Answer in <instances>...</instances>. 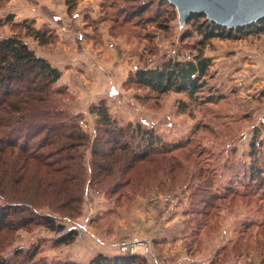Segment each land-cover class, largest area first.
Listing matches in <instances>:
<instances>
[{"label":"rangeland","instance_id":"374dc122","mask_svg":"<svg viewBox=\"0 0 264 264\" xmlns=\"http://www.w3.org/2000/svg\"><path fill=\"white\" fill-rule=\"evenodd\" d=\"M19 1L23 6L19 15L17 11L8 8V3H0V19L5 20L11 15L15 23L29 19L36 24L37 20L28 17L23 11L31 14L35 11L42 15L43 7L38 8L31 0ZM81 1L74 13H80L86 27L93 30L91 37L86 36V41L87 44L89 39L94 41L85 49L89 52L94 50L89 68L95 71L89 79L76 73L63 77L65 71H62L55 86L66 88L64 104L81 115L82 126L93 135L98 115L90 109L104 99L110 113L120 122H141L147 127L153 126L165 140L182 141L185 147L173 153L176 155L173 162L177 166L172 175H164V172L144 174L141 187L130 197L116 200L117 195L108 197L103 191L90 186L86 191L81 214L72 219L62 217L47 207L39 208L41 213H52L58 223L65 225L67 231L57 233L42 225L5 231L0 235V257L12 258L18 250H36L37 257L49 261L70 259L88 263L97 254H104L110 257L136 255L145 259L144 264H155L153 250L167 252L170 247L166 244L158 245L161 242L159 239L152 244L154 235L147 232L149 223L154 228L170 229L180 236L175 237L178 240L177 248L174 246V261L179 260V264H191L192 261L209 264L217 250H221L219 264L233 260H251V264H264V159L260 157L255 163L263 169L255 180L250 179L251 165L248 164L250 141L256 127L259 131L256 142L258 139L264 141V33L239 40L211 39L204 53L213 61L208 82L213 88L215 99L195 104L185 93L169 92L156 97L149 89L130 80V76L139 67L158 66L170 57L184 58L186 52L195 51L193 42L196 37H182L190 25L183 23L176 11L175 14L171 7L163 6L161 14L151 17L154 21H148L146 15L159 12L158 5H152L143 18L137 16L125 23L117 10L123 4L131 5V2L105 0L106 7H109L105 9L106 15L114 19H118L119 15L118 20L125 23L111 31L108 23L99 22L97 25L89 21L100 16L99 5L102 0L97 2V12L93 15L88 11H79ZM58 8L60 12L61 9L67 10L71 17L75 15L68 11L65 0ZM87 15L91 17L87 18ZM14 32L16 29L10 22L0 25V37ZM106 32L109 35L103 37ZM25 39L33 49L35 45L30 40L34 38ZM57 39L58 35L56 40L47 45L34 40L40 47L55 48ZM104 50L109 52L112 59L119 60L112 77L104 75L108 65L104 61ZM61 78L63 83H60ZM91 82L102 86L103 91H89L87 85ZM113 85L115 92H112ZM257 143L256 148L264 152V143ZM172 176H175L173 182L170 181ZM228 178L230 182L233 179V183L238 186V195H228L219 201L222 206L220 209L212 208L211 217H195L193 228L190 229L188 221L195 207L191 202L193 194L197 192L196 184L203 187L210 184L218 186ZM202 196L212 197L210 192ZM159 202L164 203L163 215L171 213L169 222L165 224L152 221L157 210L150 208ZM72 228L78 232L75 241L58 245L56 238ZM196 230L201 232L193 238L190 246L188 242L192 237H187V232ZM189 247H192V252H189ZM128 252L133 254L126 255Z\"/></svg>","mask_w":264,"mask_h":264},{"label":"trees","instance_id":"16d2710c","mask_svg":"<svg viewBox=\"0 0 264 264\" xmlns=\"http://www.w3.org/2000/svg\"><path fill=\"white\" fill-rule=\"evenodd\" d=\"M9 1L0 0V3L5 5ZM124 1H130L131 5L123 4L117 11L125 23L137 16L143 18L152 5H158L159 12L146 15L148 21H154L151 17L159 16L163 6L171 7L178 17L180 15L168 0ZM78 2L65 0L68 11L74 13ZM105 9L109 7L102 0L100 16L89 21L93 24L108 23L111 31L125 24L118 20L119 15L118 19L110 18ZM12 17L8 15L5 20L0 19V25L10 22L16 29L11 35L0 37V235L33 225H42L59 233L66 228L65 225L58 223L52 213L39 212V208L47 207L62 217L72 219L81 214L90 186L108 197L117 195L116 200H120L139 189L144 174L148 172L172 175L177 166L173 162L176 157L173 153L185 147L182 141H167L153 126L147 127L141 122H120L110 113L104 99L91 106L90 111L98 115L95 134H91L82 126L81 115L64 104L66 88L55 86L62 71L38 55L25 39L33 37L39 44L47 45L56 40V31L47 25L37 28L35 21L29 19L15 23ZM185 23L190 28L182 37H196L193 42L195 51L186 52L184 58L170 57L158 66L139 67L130 80L149 89L156 97L176 92L185 93L195 104L212 102L215 96L208 77L213 61L205 55V47L214 38L239 40L260 36L264 33V17L243 26L227 27L211 20L205 13H191ZM258 135L256 127L248 151L251 180L258 179L263 171L255 164L260 157L264 159V152L256 148ZM258 140L257 144L264 143L263 139ZM174 178L172 176L170 181L173 182ZM228 180L218 186L196 184L197 192L191 202L195 207L191 211V222L188 221L190 229L195 217H211L212 208L222 206L219 201L228 195H238V186L233 179L232 182ZM207 192L211 198L202 196ZM199 231L187 232V237H192L188 242L190 246ZM77 234V230L72 228L58 236L55 242L58 245L71 244ZM188 250L193 251L192 247ZM220 251L215 252L209 264L220 263ZM144 263L141 256L110 257L104 254H97L88 263L70 259L49 261L37 257L36 250H18L12 258L0 257V264ZM191 264L200 263L194 261Z\"/></svg>","mask_w":264,"mask_h":264},{"label":"crops","instance_id":"0c3cea01","mask_svg":"<svg viewBox=\"0 0 264 264\" xmlns=\"http://www.w3.org/2000/svg\"><path fill=\"white\" fill-rule=\"evenodd\" d=\"M31 1L35 2L38 8L43 7V10H41V12L44 15L43 14L41 15V13L39 12L36 13L35 11L33 12L34 14L23 11L25 15H28V17L33 18V19L35 18L37 20L35 24L37 28H40L41 26H44L45 24L53 28L58 35V39L56 42L57 47L55 48H51L49 46L40 47L39 44H37V42L35 43V40L32 39V37H30L32 39L30 41L32 42L33 45H35L33 49H35L39 55L47 58L50 62H52L53 65L59 67L61 71H65V74L63 73V77H68L72 73H76V74H81V76L86 77L88 79L91 78L95 70H93L92 68L90 69L89 64H90L91 58L93 57L91 53H93L92 51L94 50L89 52V50H86V49H88L87 45L90 47L92 45L91 42H93L94 40L89 39V44H91L89 45L87 44L86 36L91 37V33H93V30L88 29L86 27L85 22L82 21L80 18V13L78 15L77 13L76 14L74 13L75 14L73 15L74 17H71L67 13V10L63 11L61 9V12H60L58 5L62 3L63 0L62 1L61 0H31ZM97 2H99V0H82L79 4L78 9L80 12L88 11L91 13V15H93V13L97 12V8H96L98 7ZM8 6H9L8 8L11 9L12 11L14 10L17 11L18 15H19V10L23 9L22 4L20 3V1L18 2V0H10L8 2ZM48 8H50L51 10H49ZM94 8H96V10ZM15 20H18V19H15ZM107 33L108 32L104 33L103 37H107L109 35V33L108 34ZM69 46H71L70 49H69ZM103 56H104L105 63L108 64L105 67L106 73L104 75L105 76L111 75L112 77L113 72L116 71L115 69L119 65L118 63L119 60L115 58L112 59L110 57L109 52H107L106 50H104ZM87 68H89L90 70H88ZM61 81H62V78L60 80V83H63ZM111 86L112 84H110L109 87ZM87 87H89L87 89H89V91L91 92H94V91L102 92L103 91L102 86L100 87V85H97L96 83H92V82L88 83ZM112 88H113L112 92H115L114 85ZM163 205H164L163 202H159L156 204V206L150 208V209L157 210L156 212L157 215L153 217V219L151 218L153 222L154 221L155 222L157 221L158 223L164 222V224L166 222H169L170 219L168 217L171 213L168 210L167 212H169V214L163 215L162 213L165 212L164 211L165 209L162 208ZM161 218H163V220H159ZM148 226L149 228L147 229V232L153 233L154 235V236L151 235L152 237H154V238L151 237L154 242L152 244L157 243L158 240L156 239H159L161 240V242L158 243V245L161 244L160 246H163L164 244H166L170 247V251H167V252L165 251L162 252V250L160 251L154 248L155 249V251L153 250V254L155 256L154 263L155 264H179L177 263L179 260L175 259L174 261V255L176 252V249H174V246L175 248H177V241H178V240L176 241L175 237H180L178 236L177 232H173L170 229H166V228L164 229L154 228V226H151V224L149 223H148ZM137 227L135 228V230L137 229ZM171 244L172 246H170ZM193 262L194 261L190 263H193ZM223 264H251V260L250 261L249 260L248 261L233 260V261L225 262ZM253 264H257V263H253Z\"/></svg>","mask_w":264,"mask_h":264},{"label":"water","instance_id":"95a60500","mask_svg":"<svg viewBox=\"0 0 264 264\" xmlns=\"http://www.w3.org/2000/svg\"><path fill=\"white\" fill-rule=\"evenodd\" d=\"M184 23L191 13H205L227 27L250 24L264 17V0H168Z\"/></svg>","mask_w":264,"mask_h":264},{"label":"built area","instance_id":"2783aa9c","mask_svg":"<svg viewBox=\"0 0 264 264\" xmlns=\"http://www.w3.org/2000/svg\"><path fill=\"white\" fill-rule=\"evenodd\" d=\"M64 230H66L67 231V229L65 228ZM64 230L63 231H61V232H59V233H63L64 232ZM124 249V248H123ZM129 254H133L132 252L130 253V252H128V253H126V255H129Z\"/></svg>","mask_w":264,"mask_h":264},{"label":"bare ground","instance_id":"6f19581e","mask_svg":"<svg viewBox=\"0 0 264 264\" xmlns=\"http://www.w3.org/2000/svg\"><path fill=\"white\" fill-rule=\"evenodd\" d=\"M131 247V246H130Z\"/></svg>","mask_w":264,"mask_h":264}]
</instances>
